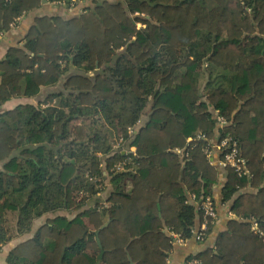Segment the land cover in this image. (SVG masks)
Wrapping results in <instances>:
<instances>
[{"label":"trees","instance_id":"16d2710c","mask_svg":"<svg viewBox=\"0 0 264 264\" xmlns=\"http://www.w3.org/2000/svg\"><path fill=\"white\" fill-rule=\"evenodd\" d=\"M62 1L0 0V34ZM88 1L78 15L37 18L9 50L15 62L0 60V105L55 88L0 112V243L9 214L19 234L48 215L7 264H167L169 231L196 239L203 222L189 195L217 207L206 148L222 159L227 136L251 175L224 166L221 202L237 217L188 260L264 264V0Z\"/></svg>","mask_w":264,"mask_h":264},{"label":"crops","instance_id":"0c3cea01","mask_svg":"<svg viewBox=\"0 0 264 264\" xmlns=\"http://www.w3.org/2000/svg\"><path fill=\"white\" fill-rule=\"evenodd\" d=\"M91 4L88 0H78L77 2H72L70 0L64 1L63 3H51V2H44L43 5L29 13H25L19 17L18 25L15 28H11V30L3 32L0 34V60L7 58L10 55L9 50L12 47H23L24 46V39L31 30L32 26L35 24L37 18L44 17V16H56L61 15L65 17L78 15L84 10V7ZM54 87H45L42 89L41 93L32 98L28 97H15L4 104L0 105V112L8 109H12L19 104H26V103H34L37 104L39 99L42 95L53 91ZM141 124V121L138 125ZM137 125V126H138ZM136 126V127H137ZM131 129H135V126H131L128 128L129 132ZM122 137V136H121ZM123 138V137H122ZM119 140V139H118ZM117 140V141H118ZM124 140V139H123ZM123 143V142H121ZM130 147V146H129ZM114 148L116 145L114 144ZM126 147L125 152H134L136 147ZM216 148V147H215ZM221 160V153L219 150L215 149L212 151L211 161L214 162L220 169V179L219 182L214 187V197L216 198L217 202V212H218V220L214 224L212 233L208 236L206 242H199L195 238L187 239L183 244H175L173 248L169 252L167 258V264H188L189 257L194 255L206 247L214 246L216 236L218 232L223 230L226 226V222L231 218H236L237 216L231 209V201L227 203L221 202V190L226 181V173L225 169L222 165H220ZM247 190H251L249 187ZM10 215V214H9ZM15 222L10 224V234L11 238L8 242L3 243L0 249V264H7V257L10 251L17 246L20 242L24 241L25 239L31 237L37 229L41 226V224L46 220L48 215H45L41 218L35 220L32 230L30 233L27 234H19L17 232L16 227V217L15 214ZM256 228V225L253 226Z\"/></svg>","mask_w":264,"mask_h":264},{"label":"built area","instance_id":"2783aa9c","mask_svg":"<svg viewBox=\"0 0 264 264\" xmlns=\"http://www.w3.org/2000/svg\"><path fill=\"white\" fill-rule=\"evenodd\" d=\"M72 2H77L78 0H71ZM56 2V3H63ZM17 18L16 21L11 23V28H15L18 25ZM217 121L219 124H225L226 120L222 116L217 117ZM132 132V129H131ZM202 136V135H201ZM190 140V139H189ZM123 138L120 137L117 141L116 147L121 145ZM218 149H220L223 153V158L220 160V165L231 166L238 173L239 176H250V169L248 167V162L245 156H243L241 147L239 142L232 138L231 136L224 137L222 140L218 142L216 145ZM206 152L209 156L212 155L211 148H206ZM124 165V164H123ZM123 165H118V168H123ZM189 200L191 202H195L198 204V208L202 212L203 222L198 230L194 231V235L196 239L200 242H203L206 239V230L214 225L218 220V212L215 204V200L211 195L202 196L200 199L197 198L196 194H190ZM257 229V224L255 223ZM170 235L172 237V243L175 244H183L187 239L184 238L180 233L175 232L174 230H170ZM2 244L0 243V249ZM190 264H201V260L198 258H194L189 261Z\"/></svg>","mask_w":264,"mask_h":264},{"label":"rangeland","instance_id":"374dc122","mask_svg":"<svg viewBox=\"0 0 264 264\" xmlns=\"http://www.w3.org/2000/svg\"><path fill=\"white\" fill-rule=\"evenodd\" d=\"M205 3L207 5H212L213 4V1L212 0H204ZM140 26V25H139ZM7 58L11 61H14L15 62V57L13 55H8ZM201 86L203 88L207 87L208 86V76H205L204 78H202L201 80ZM118 140V139H117ZM113 142H114V139H113ZM117 144V141L115 142V145ZM106 183H108V180L106 181ZM101 197V203L104 204V206H106V203H105V198L108 196L107 194V190L106 191H103L100 193L99 195ZM90 205V203H85V207H88ZM10 224H13L15 222V218H14V215L13 214H10Z\"/></svg>","mask_w":264,"mask_h":264},{"label":"water","instance_id":"95a60500","mask_svg":"<svg viewBox=\"0 0 264 264\" xmlns=\"http://www.w3.org/2000/svg\"><path fill=\"white\" fill-rule=\"evenodd\" d=\"M108 225V222H106L102 227H105V226H107ZM97 239H98V244H99V247L101 248V251H100V254H99V258H102L103 257V255H104V250H103V248H102V243H101V241H100V239H99V237H98V232H97ZM129 260L131 261V263L132 264H134V262L132 261V258H131V256L129 255Z\"/></svg>","mask_w":264,"mask_h":264}]
</instances>
